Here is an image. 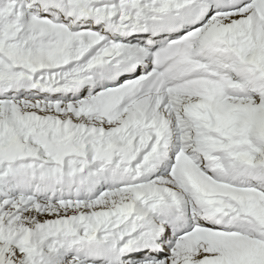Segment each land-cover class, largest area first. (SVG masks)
I'll return each instance as SVG.
<instances>
[{
    "label": "snow or ice",
    "instance_id": "snow-or-ice-1",
    "mask_svg": "<svg viewBox=\"0 0 264 264\" xmlns=\"http://www.w3.org/2000/svg\"><path fill=\"white\" fill-rule=\"evenodd\" d=\"M0 264H264V0H0Z\"/></svg>",
    "mask_w": 264,
    "mask_h": 264
}]
</instances>
